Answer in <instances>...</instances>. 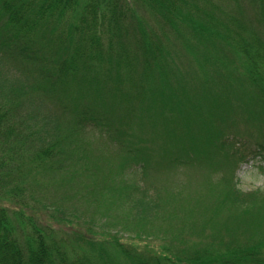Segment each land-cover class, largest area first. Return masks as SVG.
I'll list each match as a JSON object with an SVG mask.
<instances>
[{
  "label": "rangeland",
  "instance_id": "374dc122",
  "mask_svg": "<svg viewBox=\"0 0 264 264\" xmlns=\"http://www.w3.org/2000/svg\"><path fill=\"white\" fill-rule=\"evenodd\" d=\"M190 1L211 9L208 18H216L221 30L224 23L234 31L241 30L237 23L244 24L242 34L259 33L264 39V20L254 0ZM139 13L146 28L167 43L165 66H145L140 58L121 59L119 66L95 62L83 82L67 85L64 98L73 105L91 104L107 116L109 129L80 133L70 147L74 163L31 168L28 179L13 192L4 188L0 199L23 211L26 230L32 223L43 228L66 264L92 250L87 237L103 247L108 264H132L123 259L114 237L142 246L136 230L152 233L146 240L155 248L168 241L169 233L176 234L172 247L186 256L190 250L203 251V244L216 253L247 241L264 243V160L248 152L240 157L219 145L236 139L248 148L264 137V106L245 76V65L214 35L194 37L184 22ZM140 53L136 50V57ZM128 146L141 148L145 161L134 149L125 152ZM135 156L143 163L142 173L130 165ZM134 180L154 182L164 201L163 211L137 225L120 195ZM233 184L243 191L260 188V203L234 205L229 200ZM179 229L189 233L183 240L191 249L183 247Z\"/></svg>",
  "mask_w": 264,
  "mask_h": 264
},
{
  "label": "trees",
  "instance_id": "16d2710c",
  "mask_svg": "<svg viewBox=\"0 0 264 264\" xmlns=\"http://www.w3.org/2000/svg\"><path fill=\"white\" fill-rule=\"evenodd\" d=\"M180 1L185 6L173 0H0V192L19 188L28 179V170L36 166L50 170L74 163L77 157L70 147L80 133L93 127L109 129L107 116L91 104L66 101L67 85L83 82L95 62L108 65L110 60L119 66L121 59L128 62L140 58L145 66H165L167 43L152 34L150 26L146 28L140 11L156 12L160 20L171 24L184 22L194 37L206 33V37L214 35L229 44L245 65V76L264 106L262 35L242 34L246 26L239 23L240 31L232 30L227 23L221 30L216 18H208L213 16L209 14L211 9L207 11L194 1ZM254 2L262 23L264 0ZM131 44L135 46L131 48L133 56ZM136 50L141 51L137 57ZM219 85L223 86L222 82ZM213 135L218 136L216 132ZM261 139L264 137L248 148L236 139L219 141V145H228L240 157L248 152L264 160ZM132 149L143 158L139 147H125V152L132 153ZM138 158L135 156L130 165L142 168V173L143 163ZM144 182L134 180L129 191L120 192L134 225L164 208L161 188L154 182ZM259 193L260 188L243 191L233 184L229 200L237 206H255L260 203ZM161 213L157 216L164 217ZM22 215V210L11 209L0 199V264H66L64 253L47 238L46 231L34 223L26 230ZM135 234L142 246L114 237L123 259L132 264H264V243L260 242L228 245V250L216 253L203 244V251L190 250L186 256L172 247L176 234L169 233L165 237L168 241L158 248L146 240L152 233L136 230ZM177 235L183 240L189 233L179 229ZM86 240L92 250L79 252L68 264H108L103 247L91 237ZM182 243L191 249L192 245L184 240Z\"/></svg>",
  "mask_w": 264,
  "mask_h": 264
}]
</instances>
